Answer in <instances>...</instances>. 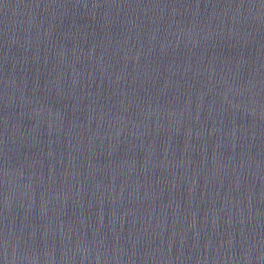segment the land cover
Returning a JSON list of instances; mask_svg holds the SVG:
<instances>
[{"label":"water","instance_id":"95a60500","mask_svg":"<svg viewBox=\"0 0 264 264\" xmlns=\"http://www.w3.org/2000/svg\"><path fill=\"white\" fill-rule=\"evenodd\" d=\"M0 264H264V0H0Z\"/></svg>","mask_w":264,"mask_h":264},{"label":"clouds","instance_id":"9594fccd","mask_svg":"<svg viewBox=\"0 0 264 264\" xmlns=\"http://www.w3.org/2000/svg\"><path fill=\"white\" fill-rule=\"evenodd\" d=\"M6 248H7V239H6Z\"/></svg>","mask_w":264,"mask_h":264}]
</instances>
